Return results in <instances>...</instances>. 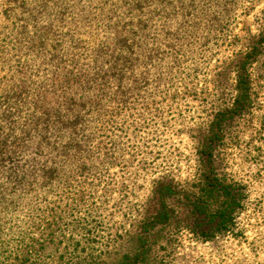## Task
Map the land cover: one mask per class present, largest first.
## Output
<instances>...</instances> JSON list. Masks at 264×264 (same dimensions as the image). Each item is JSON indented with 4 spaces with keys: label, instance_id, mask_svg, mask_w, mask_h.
<instances>
[{
    "label": "trees",
    "instance_id": "obj_1",
    "mask_svg": "<svg viewBox=\"0 0 264 264\" xmlns=\"http://www.w3.org/2000/svg\"><path fill=\"white\" fill-rule=\"evenodd\" d=\"M242 2L0 1V185L19 192L0 214L31 219L25 227L0 225L4 236L14 228L13 239L0 236V245L8 248L0 264H42L39 249L30 245L31 228L42 223L47 230L52 221L33 200L70 183L104 181L110 187L115 181L110 171L129 162L146 176L151 197L141 219L133 205L127 209L131 222L126 241L118 243L126 246L120 259L91 257L85 264H153L150 234L177 217L168 200L180 192L170 171H156L162 164L147 150L161 142L173 111L198 100L212 109L199 144L200 189L182 196L195 218L193 232L204 229L211 239L234 232L243 202L236 185L218 171L216 155L229 122L251 109L250 67L261 54L264 33L251 37L235 59L226 105L218 98L224 71L208 68ZM262 94L254 87V109ZM126 144L133 146L128 157ZM48 214L56 220L60 213ZM72 259L59 264H75Z\"/></svg>",
    "mask_w": 264,
    "mask_h": 264
},
{
    "label": "rangeland",
    "instance_id": "obj_2",
    "mask_svg": "<svg viewBox=\"0 0 264 264\" xmlns=\"http://www.w3.org/2000/svg\"><path fill=\"white\" fill-rule=\"evenodd\" d=\"M239 9L231 32L214 53L208 68L213 72L222 67L224 71L223 92L218 97L222 105L233 94L235 59L244 52L251 37L257 39L258 34L264 33V0H243ZM260 51L250 67L251 109L229 122L227 136L216 155L218 171L236 185L243 202L242 212L235 214L234 232L217 239L208 238L204 229L193 232L195 218L182 195L200 189L203 164L199 144L212 109L211 104L203 106L199 100L192 101L171 113L174 119L167 124L161 142L147 150L162 164L156 171L160 174L170 171L180 192L168 200L179 211L177 217L167 227L150 234L155 244L151 252L153 264H264V44ZM254 87L263 92L261 104L255 109ZM132 147V144L122 146L126 157L130 156ZM130 165L129 162L127 168L119 166L110 171L115 178L110 187L104 181L88 185L70 183L50 190L44 200L32 201V205L46 208V219L52 221L47 230L42 223L36 224L39 227L36 230L31 228L30 245L39 249L42 264H59L71 257L75 264L91 262V257L94 262L101 257L107 263L120 259L126 246L118 243L126 241L124 232L129 230L131 222L127 209L133 205L137 211L134 215L141 219L143 205L151 197L146 176L135 163ZM0 193V207L4 209L10 201L17 200L15 196L19 192L0 185ZM7 193L9 196H5ZM49 209L60 213L58 220L50 217ZM30 220L9 212L0 214V225L24 226ZM12 232L14 228L0 236L7 241L13 239ZM48 233H53V237ZM168 240L171 246H161ZM7 255L8 248L0 245V261Z\"/></svg>",
    "mask_w": 264,
    "mask_h": 264
}]
</instances>
